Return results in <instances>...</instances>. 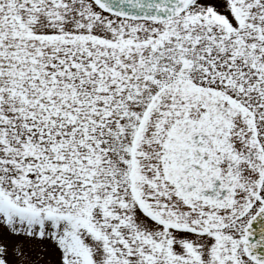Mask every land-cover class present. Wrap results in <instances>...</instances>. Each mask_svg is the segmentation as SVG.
<instances>
[{
  "label": "snow or ice",
  "instance_id": "6c2138e0",
  "mask_svg": "<svg viewBox=\"0 0 264 264\" xmlns=\"http://www.w3.org/2000/svg\"><path fill=\"white\" fill-rule=\"evenodd\" d=\"M0 264H264V0H0Z\"/></svg>",
  "mask_w": 264,
  "mask_h": 264
}]
</instances>
